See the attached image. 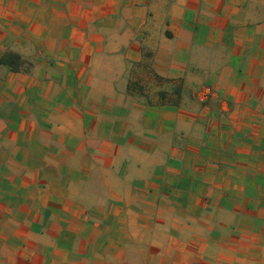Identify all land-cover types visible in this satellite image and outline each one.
Instances as JSON below:
<instances>
[{
  "label": "crops",
  "instance_id": "0c3cea01",
  "mask_svg": "<svg viewBox=\"0 0 264 264\" xmlns=\"http://www.w3.org/2000/svg\"><path fill=\"white\" fill-rule=\"evenodd\" d=\"M11 53L0 264H264V0H0Z\"/></svg>",
  "mask_w": 264,
  "mask_h": 264
},
{
  "label": "trees",
  "instance_id": "16d2710c",
  "mask_svg": "<svg viewBox=\"0 0 264 264\" xmlns=\"http://www.w3.org/2000/svg\"><path fill=\"white\" fill-rule=\"evenodd\" d=\"M11 54L12 55L10 57L6 55L3 59H0L1 63H8L13 65L19 64V56L17 54Z\"/></svg>",
  "mask_w": 264,
  "mask_h": 264
},
{
  "label": "rangeland",
  "instance_id": "374dc122",
  "mask_svg": "<svg viewBox=\"0 0 264 264\" xmlns=\"http://www.w3.org/2000/svg\"><path fill=\"white\" fill-rule=\"evenodd\" d=\"M26 51H31V49H30V50H26ZM27 56H28V55H27ZM30 57H31V56L29 55V58H30ZM136 249H140L142 252H144V250H145V249H143V248H136ZM142 252H141V253H142ZM141 253H137V255L140 256ZM133 262H134V261H133ZM137 262H140V261H137ZM161 263H162V262H157L156 264H161Z\"/></svg>",
  "mask_w": 264,
  "mask_h": 264
}]
</instances>
